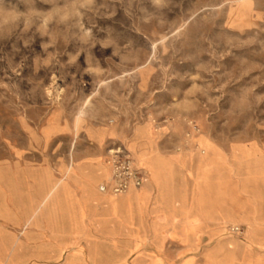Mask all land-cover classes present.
<instances>
[{
    "label": "rangeland",
    "instance_id": "1",
    "mask_svg": "<svg viewBox=\"0 0 264 264\" xmlns=\"http://www.w3.org/2000/svg\"><path fill=\"white\" fill-rule=\"evenodd\" d=\"M106 126L126 144L151 127L166 157L213 144L234 193L264 200V0H0V184L12 160L57 175L72 157L108 162L90 136ZM171 195L178 201L177 181ZM243 226L246 235L224 228L192 248L164 242L159 219L124 264H151L154 250L199 256L220 238L237 256L253 248ZM31 228L20 232L25 264H65L67 242L38 245Z\"/></svg>",
    "mask_w": 264,
    "mask_h": 264
},
{
    "label": "crops",
    "instance_id": "2",
    "mask_svg": "<svg viewBox=\"0 0 264 264\" xmlns=\"http://www.w3.org/2000/svg\"><path fill=\"white\" fill-rule=\"evenodd\" d=\"M140 134L130 144L111 141L117 136L113 126L90 134L107 151L115 146L130 149L150 172L146 184L119 196L100 190L111 174L103 155L90 160L72 157L61 175L54 166L42 168L20 160L2 164L0 264H25V240L20 232L30 227L43 241L38 245L62 250L67 242L71 251L65 264H124L130 249L136 253L147 246L159 219L164 221V242L176 240L192 248L213 241L224 228L228 232L230 222H239L247 226V242L253 248L247 245L234 256L232 247L220 238L199 256L184 254L174 260L151 251V264H264V200L234 193L227 156L213 144H205L198 146L197 157L185 153L166 157L156 150L151 127ZM174 181L178 184L176 202L171 195ZM143 263L141 255L133 258L132 264Z\"/></svg>",
    "mask_w": 264,
    "mask_h": 264
},
{
    "label": "built area",
    "instance_id": "3",
    "mask_svg": "<svg viewBox=\"0 0 264 264\" xmlns=\"http://www.w3.org/2000/svg\"><path fill=\"white\" fill-rule=\"evenodd\" d=\"M108 163L111 169L110 177L100 186L104 193L122 195L143 186L150 178L148 169L139 164L134 153L126 147L115 146L108 149ZM228 231L238 236L244 235L245 232L240 225H230Z\"/></svg>",
    "mask_w": 264,
    "mask_h": 264
},
{
    "label": "bare ground",
    "instance_id": "4",
    "mask_svg": "<svg viewBox=\"0 0 264 264\" xmlns=\"http://www.w3.org/2000/svg\"><path fill=\"white\" fill-rule=\"evenodd\" d=\"M109 164V163H108ZM149 171V170H148ZM113 196H119V195H113Z\"/></svg>",
    "mask_w": 264,
    "mask_h": 264
}]
</instances>
